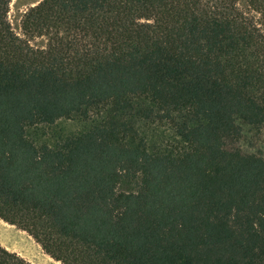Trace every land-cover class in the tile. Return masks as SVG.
<instances>
[{"label": "trees", "instance_id": "trees-1", "mask_svg": "<svg viewBox=\"0 0 264 264\" xmlns=\"http://www.w3.org/2000/svg\"><path fill=\"white\" fill-rule=\"evenodd\" d=\"M11 2L0 220L62 264H264V0H43L24 37Z\"/></svg>", "mask_w": 264, "mask_h": 264}, {"label": "rangeland", "instance_id": "rangeland-1", "mask_svg": "<svg viewBox=\"0 0 264 264\" xmlns=\"http://www.w3.org/2000/svg\"><path fill=\"white\" fill-rule=\"evenodd\" d=\"M43 0H12L8 13V20L14 32L23 36L21 20L23 15L31 8L38 5ZM247 0H240V6L245 7ZM31 45L37 48H45L47 42L44 38H37L31 41ZM79 128L78 124L72 121H63L54 128L57 133L75 131ZM41 140L47 139L40 137ZM41 142V141H40ZM257 146L264 149V132L256 140ZM0 246L6 248L24 258L31 264H62L48 256L41 246L26 232L19 230L15 226L8 225L0 220Z\"/></svg>", "mask_w": 264, "mask_h": 264}]
</instances>
